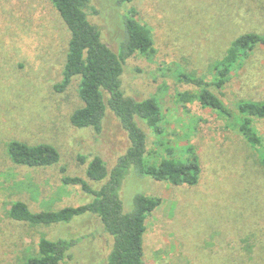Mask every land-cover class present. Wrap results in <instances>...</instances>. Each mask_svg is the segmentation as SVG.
<instances>
[{
	"label": "rangeland",
	"instance_id": "obj_1",
	"mask_svg": "<svg viewBox=\"0 0 264 264\" xmlns=\"http://www.w3.org/2000/svg\"><path fill=\"white\" fill-rule=\"evenodd\" d=\"M127 9L152 30L154 41V53L131 57L123 74L127 96L156 101L162 110V134L143 127L147 158L187 160L192 147L201 167L194 186L142 179L135 170L124 179L125 213L133 211L137 195L160 200L146 221L144 264H264L263 148L251 146L215 111L182 102L179 94L197 90L170 73L212 80L233 40L264 34V0H133L122 8L116 0H90L89 20L113 49L122 40L120 19ZM69 36L51 0H0V264H26L42 236L79 241L61 264H107L113 247V237L89 213L48 227L9 217L19 201L33 213L92 202V195L63 184L62 177L80 176L99 189L103 183L88 179L79 155L88 164L99 155L111 168L127 148V135L110 110L100 136L72 125L71 115L82 106L80 79L62 92L54 88L61 82ZM222 92L230 108L239 101H264V46L254 49ZM253 126L264 147V118H255ZM13 141L51 144L60 161L51 167L18 165L8 154Z\"/></svg>",
	"mask_w": 264,
	"mask_h": 264
},
{
	"label": "trees",
	"instance_id": "obj_2",
	"mask_svg": "<svg viewBox=\"0 0 264 264\" xmlns=\"http://www.w3.org/2000/svg\"><path fill=\"white\" fill-rule=\"evenodd\" d=\"M133 0H116L118 7H124ZM69 31L65 64L61 82L55 85L57 92L66 90L79 78V96L82 106L71 115V123L77 129H93L100 136L107 111L118 119L127 135V148L109 168L99 156L88 158L79 155L78 160L86 164V176L96 183L93 188L80 176L64 175L65 185L80 186L94 197L93 201L78 207H65L57 211L33 213L26 203L15 202L9 217L14 221L32 227L70 224L74 218L85 214L98 216L105 233L113 237V247L107 264H144V234L149 215L160 205V200L137 195L131 213H125L121 200L123 181L130 170L142 179L168 182L175 186H194L200 179L201 167L195 150L188 148L190 158L178 160L165 158L150 163L148 154L147 127L155 135L163 133L160 105L153 100H138L127 96L123 90V74L126 62L136 54L150 56L154 53L152 30L135 19L133 9H127L121 16L122 40L116 49L102 40L99 28L90 22L87 11L90 0H51ZM264 46V34L246 33L233 40L224 58L214 66V76L208 81L195 73L171 70L173 78L180 83L196 88L195 93L184 92L179 98L184 103L197 101L202 107L215 111L220 117L237 126L244 139L253 146L263 148V140L256 132L253 121L264 118V101H239L230 108L222 100L223 90L232 74L250 57L254 49ZM217 91L218 93H216ZM10 159L29 167H51L60 161V153L51 144L30 145L13 141L8 146ZM264 166V157L262 160ZM64 172V171H63ZM79 241L42 236L36 254L27 258L26 264H61Z\"/></svg>",
	"mask_w": 264,
	"mask_h": 264
}]
</instances>
